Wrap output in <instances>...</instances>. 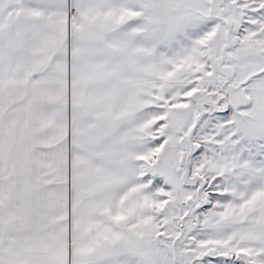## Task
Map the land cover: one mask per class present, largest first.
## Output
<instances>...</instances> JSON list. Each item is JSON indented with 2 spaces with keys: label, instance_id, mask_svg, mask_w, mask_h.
Wrapping results in <instances>:
<instances>
[{
  "label": "snow or ice",
  "instance_id": "1",
  "mask_svg": "<svg viewBox=\"0 0 264 264\" xmlns=\"http://www.w3.org/2000/svg\"><path fill=\"white\" fill-rule=\"evenodd\" d=\"M0 264H264V0H0Z\"/></svg>",
  "mask_w": 264,
  "mask_h": 264
}]
</instances>
